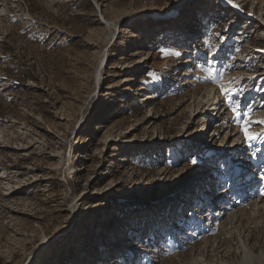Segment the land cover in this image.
I'll return each mask as SVG.
<instances>
[{
	"label": "rangeland",
	"instance_id": "1",
	"mask_svg": "<svg viewBox=\"0 0 264 264\" xmlns=\"http://www.w3.org/2000/svg\"><path fill=\"white\" fill-rule=\"evenodd\" d=\"M234 3L0 0V264H239L243 243L264 262V206L246 167L231 178L243 120L264 171V0ZM205 81L239 115L217 92L209 117ZM219 163L211 203L231 211H191L167 238Z\"/></svg>",
	"mask_w": 264,
	"mask_h": 264
},
{
	"label": "bare ground",
	"instance_id": "2",
	"mask_svg": "<svg viewBox=\"0 0 264 264\" xmlns=\"http://www.w3.org/2000/svg\"><path fill=\"white\" fill-rule=\"evenodd\" d=\"M234 5H236L235 3H234ZM239 11H242L241 10V8H237ZM189 11V10H188ZM190 12V11H189ZM210 82V81H209ZM209 82L207 83V81H205L204 83L206 84V89H207V96H206V100L204 101V104H207L208 103V105L210 106L209 107V109H206V112L207 113H209V117H213V116H215L216 114H218V113H220V112H218V110L217 109H219V110H221V107H219L220 105H219V103H218V101H217V99H216V95H217V92L219 91V86L220 85H217V86H214V85H212L211 83L209 84ZM204 84V85H205ZM225 85V84H224ZM212 99V101L210 102V100ZM210 102V103H209ZM224 106V105H223ZM222 108H224V107H222ZM215 110H217L216 111V114L214 113V111ZM215 114V115H214ZM223 115L225 116V115H229L230 117H227V118H229V119H231L233 116H232V109H230V108H225V109H223L222 110V113L219 115L220 117H223ZM259 115L261 116V115H263V113H260V111L259 112H257L256 114L254 113L253 114V116H252V120H256L257 119V117H259ZM205 126V123H204V125H203V127ZM249 130L252 132V133H255V131L251 128V126H249ZM238 135L236 136V138L232 141V146L233 145H235L236 144V141H242V143L244 144L243 145V147H241L240 149H243V148H245V150H246V152H244L243 154H244V157H243V154L242 155H239L238 154V156H237V158H235V160H234V162H232V164H233V166L231 167V175H232V177L231 178H233L234 177V175H236V179L238 178V176L240 175V174H242L243 173V170L241 171L240 170V172L237 170V168L238 169H243V168H245L246 167V170L248 171V173H246V182L242 185V187L241 188H244V190H246V187L247 186H249L250 187V185H252V190H251V193H249V195L252 197V198H255V199H257V200H259L260 199V201L262 202L261 203V205H260V207H263L264 206V196H261L260 194H259V192H260V189H261V185L264 187V180H261L260 179V177H262V176H260V174H262V172L264 173V171H262L259 175H257V173H256V169H254L255 167H259V162H258V159L254 156H252L251 155V152H253V150H251V148H252V146L254 145V143L256 142V141H258V139H256V140H254V141H246L245 140V138H244V134H243V130H242V127L240 128H238V133H237ZM257 143V142H256ZM258 143L259 144H261L262 143V141H258ZM233 148V147H232ZM231 148V149H232ZM229 153L230 152H227L226 154H225V157L222 159V161L223 162H226V161H228L229 159H230V156H229ZM228 156V157H227ZM261 159H262V162L264 163V155L261 153ZM227 157V158H226ZM223 165V167H224V169L221 167V165H220V163H219V165H217L216 167H212V168H209L207 171H205V172H203L202 173V175H201V177H200V179L199 180H201L202 178H203V180H202V182H204V183H206L207 184V186H211L212 185V187H213V191L216 189V186L217 187H220V188H222V190H220V188H219V190L217 191L218 193H219V195L218 196H220L221 194H223L224 192H225V190H223L224 188H225V185H222V183L220 182V180H222V179H224V176H225V173H223V171H222V169L223 170H225V166H224V164H222ZM220 168H222V169H219V167ZM227 166V165H226ZM263 168H264V166H263ZM219 170V171H218ZM252 172H254V173H252ZM213 176V177H212ZM216 179H215V178ZM230 178V179H231ZM215 179V180H214ZM229 179V180H230ZM201 182V183H202ZM204 183H202L201 184V186L198 188V187H194L195 189H196V191L197 190H199V191H202L203 190V188H204V186H203V184ZM207 186H205V193H204V195L205 196H207V193L209 192V187L207 188ZM203 187V188H202ZM193 188V189H194ZM186 189V188H185ZM185 189H183V191L185 190ZM189 189V188H188ZM190 190V189H189ZM182 191V192H183ZM215 192V191H214ZM186 193H188V190L187 191H185V193H183L184 195L181 197V199L179 200V201H184L185 200V198L187 197V194ZM194 196H195V198H194V201H198V200H200V198H199V193H195L194 194ZM246 196H247V193H246ZM187 199V198H186ZM251 199V198H250ZM211 199H209V200H207L205 203H203L202 202V200L200 201V202H202L201 204H195L194 206H192L190 209H191V211L192 212H194V218H190L191 219V222H193V219H194V221H197L198 222V219L200 220L201 219V217H203L204 215V219H210V220H213L214 218H215V216L217 215L218 217H217V219L219 218V215H221L222 213H225L226 214V212L227 211H229L230 209H232L233 208V206H232V204L230 203L229 204V206L227 207V206H225L224 208L223 207H221L220 206V211H218V212H215L216 210L215 209H213V203H211V202H209ZM216 200H218V201H216ZM159 201H161V199L159 200ZM158 201V202H159ZM186 201V200H185ZM214 201H215V203H219L220 202V200L219 199H217V198H215L214 199ZM213 201V202H214ZM191 202H193V201H191ZM252 202V201H251ZM182 204L184 205L185 204V202L183 203L182 202ZM238 204H240V202L238 203ZM175 206V205H174ZM180 206V205H179ZM236 206V205H235ZM177 207V206H176ZM239 207V206H238ZM178 208V207H177ZM216 208H219L218 206L216 207ZM182 209V208H181ZM203 209H204V211H203ZM201 211H202V215L203 216H201V217H198V215H199V213H201ZM231 211V210H230ZM179 211H177V213H178ZM174 213H176V212H174ZM174 214L175 216L176 215H178V214ZM196 214V215H195ZM238 214V213H237ZM236 214V215H237ZM191 215V214H190ZM189 215V216H190ZM227 215V214H226ZM233 216V217H232ZM231 217L232 218H234L235 216L234 215H232ZM162 218H163V216L161 215L160 217H159V220H162ZM177 218H178V216H177ZM236 218V217H235ZM145 220V219H144ZM157 221V220H156ZM183 220H182V217H180L179 219H177L176 220V222L178 223V222H182ZM166 223V222H165ZM158 224H160V227H162V225H163V222L162 223H159L158 221H157V225ZM189 224V223H188ZM176 226V225H175ZM154 227H156V225L154 226ZM158 227H159V225H158ZM159 231V230H158ZM170 231H172V229H170V227L167 229V232H166V237L168 238L170 235H173L172 233H170ZM188 231V230H187ZM190 231V230H189ZM188 231V232H189ZM151 235H154V232H152V230H151ZM150 235V238L152 239L153 237ZM121 240V239H120ZM123 246V245H122ZM242 249H243V253H242V258H241V261H240V263L239 264H252V262L254 261V259L255 258H257L256 256H254L252 253H251V251H250V249H249V247H248V245L247 244H242ZM261 258L259 257L257 260V262H258V264H264V262H262L261 260H260Z\"/></svg>",
	"mask_w": 264,
	"mask_h": 264
},
{
	"label": "snow or ice",
	"instance_id": "3",
	"mask_svg": "<svg viewBox=\"0 0 264 264\" xmlns=\"http://www.w3.org/2000/svg\"><path fill=\"white\" fill-rule=\"evenodd\" d=\"M227 3L229 5L234 6V7H238V5L233 4V0H227ZM160 51L164 56H169V55L180 56L181 55V53H179V52H169L166 49H161ZM260 51L264 52V49H261ZM208 55H210L212 57V59L206 60V63L212 64L216 59L215 53L210 52V53H208ZM215 71H216V69L212 68L210 70V74H211V72H215ZM220 75L222 76L223 73L221 72ZM239 91L242 92V91H244V89H240ZM229 93H231V95H229ZM218 95L221 97V100L219 102L221 106H223L224 104H227V103H232L233 104L232 112L239 115L238 110L241 108V102L239 100H235V90L229 89V88L221 85V86H219ZM244 115L247 116V113H244ZM257 123L264 124V121H257ZM249 124H250V120H243L242 121V130H243L244 138L246 141H254L257 139L258 135H260V134L252 133L249 130ZM259 151H260V149L257 148L254 152H252L251 155L254 157L256 155V152H259ZM190 162L192 165H196L198 163V160H197V158H192ZM260 179L264 180V176L260 177ZM259 194L261 196H264V187H262L260 189Z\"/></svg>",
	"mask_w": 264,
	"mask_h": 264
}]
</instances>
